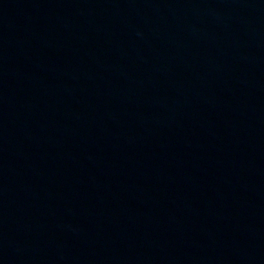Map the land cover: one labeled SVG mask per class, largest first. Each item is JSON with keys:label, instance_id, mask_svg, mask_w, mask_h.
Wrapping results in <instances>:
<instances>
[{"label": "water", "instance_id": "95a60500", "mask_svg": "<svg viewBox=\"0 0 264 264\" xmlns=\"http://www.w3.org/2000/svg\"><path fill=\"white\" fill-rule=\"evenodd\" d=\"M0 264H264V0H0Z\"/></svg>", "mask_w": 264, "mask_h": 264}]
</instances>
